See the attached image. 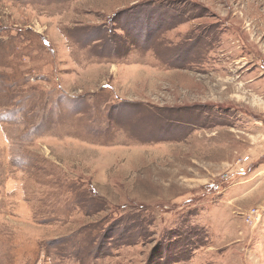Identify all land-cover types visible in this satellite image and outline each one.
I'll return each mask as SVG.
<instances>
[{
    "label": "rangeland",
    "instance_id": "obj_1",
    "mask_svg": "<svg viewBox=\"0 0 264 264\" xmlns=\"http://www.w3.org/2000/svg\"><path fill=\"white\" fill-rule=\"evenodd\" d=\"M256 95L264 0H0V264H264Z\"/></svg>",
    "mask_w": 264,
    "mask_h": 264
},
{
    "label": "crops",
    "instance_id": "obj_2",
    "mask_svg": "<svg viewBox=\"0 0 264 264\" xmlns=\"http://www.w3.org/2000/svg\"><path fill=\"white\" fill-rule=\"evenodd\" d=\"M120 3V2H119ZM118 3V4H119ZM117 4V5H118ZM59 21H62V14H60L59 15ZM238 33H240V32H238ZM200 48H202V51L203 52H205L206 50H205V48L203 47V46H201ZM63 49V48H62ZM64 50L66 51V50H68V48H64ZM192 53H193V50H192ZM191 53V54H192ZM225 61V59L224 58H220V60H219V62H218V66H224V65H222V63L223 64H227L228 62L226 61V62H224ZM158 62L159 63H157L156 64V66H159L158 68H156L158 71H161L163 68H165L166 66L164 65V64H166V62H164V61H162V60H158ZM133 64L134 65H136L137 63L135 62V63H128V64H126V65H124V66H118L117 64H115V63H112V64H108V62L107 63H102V64H100V63H98V64H96V65H103V66H105V69L108 71V70H112V68H116L117 70H122V69H124V70H128V74H130V78H132V77H135L134 76V73L132 72L133 70H132V66H133ZM192 64V63H191ZM128 65H130V66H128ZM132 67V68H131ZM202 67H203V69H204V67H205V65H202ZM173 68V67H172ZM171 68V69H172ZM175 68V67H174ZM117 74H118V72H117ZM213 75H216L215 73L213 74ZM197 76V73L195 72V71H192V70H179V69H175V70H172L171 72H170V77H171V80H172V82H174V83H178V82H182V86L183 87H185V88H187L189 91L191 90H193L192 89V86H194V85H196L195 84V82H197L198 83V81H200L199 79H198V77H196ZM132 79H134V78H132ZM156 85V84H155ZM197 85H199V84H197ZM238 85H239V88H242V87H244V82L243 81H241V82H239L238 83ZM154 88H156V87H154ZM195 93V92H194ZM156 94V97H158L159 96V94H157V93H155ZM231 96L232 95H230L229 94V98H231ZM257 96V95H256ZM256 96H253L254 97V99H249V100H247V101H249L250 102V100L251 101H253V102H264V100L262 99V98H260V97H258L257 96V98H255ZM145 99H146V97L145 96H143ZM139 98H142V97H139ZM189 100H193V98H191V97H187ZM202 98H203V100L204 101H207L208 99H210V97H207V95H202ZM244 98V97H243ZM150 99V97L148 98V100ZM195 100V99H194ZM222 101H223V99H221ZM259 106H263L264 107V105H259ZM256 113H258L257 111H255ZM256 122H259L258 120H256L255 121V123ZM242 129H245L246 130V132L245 133H249V137L248 138H245V137H243V139H244V142L245 143H243L242 145H241V149L242 150H244L245 151V155H248V156H251L252 158H259V156L261 155V154H263L264 153V147L262 148V149H259V147L258 148H256L255 149V147H253V145H255V144H253V143H255L256 141H257V139L259 138H264V132H262V129H260V126L259 125H256V124H253L252 122H250L249 123V125H245V127H242ZM247 129H249V130H247ZM225 132H228V129H225ZM230 133V132H229ZM160 148H164L165 150H167V151H169V153L167 154L165 151H163V150H158L157 151V154L158 155H160V157H162L161 159L162 160H165V161H170V160H172V161H174L175 163H177V165H180V164H182V162L180 161V158L182 157V156H180V154H182V153H178V150H176V149H170V150H168V148H165V147H160ZM189 149V148H188ZM159 151H160V153H159ZM203 152H206V153H209L210 152V149L208 150L207 148H206V151H205V149H204V151ZM186 154V156H188L189 157V159L191 160H194L193 158H190V153L188 152V150H187V153H185ZM207 155H209V154H207ZM180 156V157H179ZM246 158H247V156H246ZM248 159V158H247ZM179 160V161H178ZM187 163H190V164H192V162L191 161H188ZM209 163V162H208Z\"/></svg>",
    "mask_w": 264,
    "mask_h": 264
},
{
    "label": "built area",
    "instance_id": "obj_3",
    "mask_svg": "<svg viewBox=\"0 0 264 264\" xmlns=\"http://www.w3.org/2000/svg\"><path fill=\"white\" fill-rule=\"evenodd\" d=\"M237 172H245L247 167L242 158L238 159L236 162ZM228 175V173H227ZM264 214V203L261 206L253 207L247 212H245L244 218L248 223L258 222Z\"/></svg>",
    "mask_w": 264,
    "mask_h": 264
}]
</instances>
